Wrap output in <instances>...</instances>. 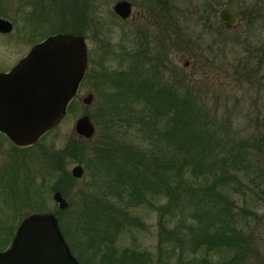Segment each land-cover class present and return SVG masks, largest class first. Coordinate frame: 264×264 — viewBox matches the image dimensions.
Segmentation results:
<instances>
[{"label": "trees", "instance_id": "1", "mask_svg": "<svg viewBox=\"0 0 264 264\" xmlns=\"http://www.w3.org/2000/svg\"><path fill=\"white\" fill-rule=\"evenodd\" d=\"M137 1L149 12L155 9L159 19L163 16L168 24L163 21L159 31L150 32L147 27L140 30L143 39L126 52L130 60L123 61L124 67L120 63L123 69L119 73L105 75L101 85H108L109 89L99 90L94 109L85 112L95 128V153L89 162L94 164L93 177L103 178L104 184L98 186L97 195L91 193L81 199L74 230L83 233L80 243L92 249L94 257L100 256V264H156L149 251L117 250L114 244L124 226L143 225L129 214V209L148 205L159 218V261L178 251L174 264H191L184 257L185 252L191 251L193 262L196 255L203 254L199 258L201 264H247L254 246L250 235L240 226L242 212L246 210L238 208L234 194L242 192L238 175H247L254 167L253 157L263 146L264 136L243 139L228 125L222 123L217 128L208 109L191 91L178 85V67L173 71L167 64L168 56L164 53L171 48L167 46L173 37L170 28L176 17L173 10H167L170 3ZM82 5V0H48L49 21L54 24V18L61 23L51 35L84 34L85 27L78 24L77 28L75 24L81 21ZM72 22L74 27L70 28ZM221 24L224 29L227 27ZM91 55L88 53L89 66L82 81L92 73L91 65L96 60ZM74 101L75 97L68 102L65 112ZM39 141L24 150L38 147ZM62 155L63 152L49 155L55 162L42 173V183L20 180L14 170L10 180L6 177L3 182L8 178L10 189L20 185L19 180L26 182V186L22 185L25 194L21 205L26 203L36 211L37 198L43 202V181L50 177L52 169L58 168ZM256 170L264 177V169ZM93 180L95 183L96 179ZM252 181L255 182L254 178ZM260 189L264 193V188ZM108 194H114L118 201ZM57 220L73 256L81 264H90L75 254L67 228L58 217Z\"/></svg>", "mask_w": 264, "mask_h": 264}, {"label": "rangeland", "instance_id": "2", "mask_svg": "<svg viewBox=\"0 0 264 264\" xmlns=\"http://www.w3.org/2000/svg\"><path fill=\"white\" fill-rule=\"evenodd\" d=\"M116 1L118 0H82L81 21L75 20L79 21L75 24L85 27L86 30L81 35L85 38L88 53L96 61L91 65L89 79H84L78 86L75 101L60 123L39 141L38 147L31 150H24V145H16L0 135V251L10 244L12 246L24 220L34 215L51 216L56 220L57 226L58 217L60 223L67 228L74 252L82 261L101 263L99 255L94 257L92 249L80 243L83 237H79L83 233L74 230L81 199L91 193L97 195L98 186L104 184L103 178L93 177L94 164L89 162L91 155L95 153L96 141L94 142L93 137L86 139L78 135L75 122L86 111L94 109L100 92L109 89L108 85H101L105 75L119 73L125 66L123 61L130 60L126 52L137 47L140 39H143L140 30L147 27L150 32L159 31L163 21L168 24L163 16L159 19V15L154 13L155 9L149 12L137 0H128L132 3V12L128 18L122 19L113 10ZM168 3L167 10H173L176 17L170 28L173 37L167 46L171 48L164 54L168 56L167 64L173 71L178 67L180 88L191 91L197 101L208 109L217 128H221L223 123L243 139L263 137L264 0H168ZM157 6L155 7L158 8ZM222 8L232 11L237 19L235 24L227 25L226 30L219 19ZM167 10L162 11V15ZM52 21L54 24L49 21L50 32L56 31L61 25L60 19L53 18ZM69 26L73 28L74 23H69ZM63 33L70 32L60 34ZM88 94H92L93 100L90 104H85L83 99ZM55 152H63L64 157L58 168L52 169L53 173L43 181V202L38 198L36 200L39 209L35 211L26 203L21 205L26 182L20 180L42 183V173L55 162L49 155ZM256 154L253 157L255 168L252 166L247 175H238L242 192L234 194L238 208L246 210L242 212L243 221L240 226L246 235H250L254 246L247 264H264V193L260 189L264 188V177L260 175L261 171L256 170V167L264 169V144ZM77 164L83 168L80 178L71 173ZM13 170L20 178L17 181L20 185L10 189L9 176ZM6 177L9 180L7 178L3 182ZM253 178L255 182L252 181ZM93 179H96L95 183ZM56 191L66 198L68 204L71 202L70 207L59 208L58 203L53 200V193ZM108 196L118 201L114 194ZM117 204L121 205V202ZM129 214L137 217L143 225L124 226L115 237L117 250L129 248L140 252L149 251L156 264H174L178 251L168 258L163 256V260L158 259L157 211L148 205H138L130 208ZM7 239L8 244L4 246ZM193 256L191 251L185 252V262L201 264L199 258L203 254L196 255L194 262Z\"/></svg>", "mask_w": 264, "mask_h": 264}, {"label": "water", "instance_id": "3", "mask_svg": "<svg viewBox=\"0 0 264 264\" xmlns=\"http://www.w3.org/2000/svg\"><path fill=\"white\" fill-rule=\"evenodd\" d=\"M122 19L131 15L132 3L118 0L113 6ZM219 19L226 25L236 23L235 14L222 8ZM10 24L0 19V29ZM88 52L83 35L63 33L43 46H35L27 57L13 67L8 75L0 73V129L17 145H31L54 129L65 115L68 102L74 97L85 70ZM92 94L83 102L90 104ZM78 135L89 139L95 128L84 114L75 122ZM71 173L80 178L81 165ZM53 200L59 208L68 201L58 191ZM0 264H81L73 256L57 222L51 216L34 215L24 220L17 230L11 248L0 254Z\"/></svg>", "mask_w": 264, "mask_h": 264}, {"label": "flooded vegetation", "instance_id": "4", "mask_svg": "<svg viewBox=\"0 0 264 264\" xmlns=\"http://www.w3.org/2000/svg\"><path fill=\"white\" fill-rule=\"evenodd\" d=\"M0 19L10 24V29H0V73L4 75H8L35 46H43L60 34L51 35L48 0H0ZM0 135L14 143L4 130L0 129ZM9 248L11 244L0 254Z\"/></svg>", "mask_w": 264, "mask_h": 264}]
</instances>
